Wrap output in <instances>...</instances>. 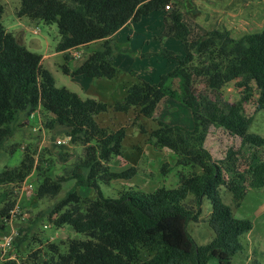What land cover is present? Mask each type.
<instances>
[{"label": "trees", "instance_id": "1", "mask_svg": "<svg viewBox=\"0 0 264 264\" xmlns=\"http://www.w3.org/2000/svg\"><path fill=\"white\" fill-rule=\"evenodd\" d=\"M166 5L172 6L167 13ZM153 11L163 12V36L181 42L183 54L162 49L160 54L175 60V66L156 83L139 80L127 86L124 98L110 105L55 86L53 75L42 66L41 55L28 50L1 23L0 3V147L19 130L21 125H13L17 116L23 113L28 117L38 109L51 119L48 129L57 122L67 130L69 141L83 150L68 176H47L34 165L28 150L18 167L0 173V184L21 185L36 168L40 179L34 191L36 199L52 200L63 182H74L65 196L50 206L47 217L56 228L68 225L84 238L60 242L66 245L64 252L59 244H47L48 258L43 264H207L210 258L218 264H232V257L242 249L241 236L251 229L248 219L235 217L221 202L219 191L224 187L238 206L247 189L264 186L263 158L249 164L246 180L240 179L245 148L258 151L264 146V137L248 132L252 117L243 113L247 96L240 92L239 99L228 105L222 89L247 74L258 90L255 110H264V28L239 38L224 28L191 38L183 12L173 0H19L16 16L56 24L55 50L64 55L61 69L65 75L111 80L117 74L113 35ZM96 41H101L99 47L71 69L68 52ZM174 80H178L177 88H173ZM167 97L178 98L189 108L193 128L158 122L150 132L140 126V133L147 134L146 140L155 146L174 152L176 164L190 171L179 175L175 188L103 196L100 184L129 179L136 168L110 170L111 160L121 154L126 129L102 127L97 116L108 110L134 111V120L138 115L153 119L159 103ZM213 128L238 140L219 160L204 146ZM80 187L89 188L96 196L83 198L77 190ZM205 197L211 204L207 222L214 236L199 246L187 226L198 220ZM13 206V202L6 203L0 218L8 219ZM143 250L151 254L141 259ZM1 264L21 263L7 259Z\"/></svg>", "mask_w": 264, "mask_h": 264}, {"label": "rangeland", "instance_id": "2", "mask_svg": "<svg viewBox=\"0 0 264 264\" xmlns=\"http://www.w3.org/2000/svg\"><path fill=\"white\" fill-rule=\"evenodd\" d=\"M173 1L178 3L183 12V20L190 28L191 38L212 29L223 28L227 29L233 38H239L245 34L260 32L264 28V0ZM0 3L3 6L1 23L6 30L12 32L28 50L41 55L42 66L53 75L55 86L76 92L81 98H95L112 105L124 98L127 86L139 80L156 83L160 75L175 66V60L167 59L160 54L162 49L183 54L181 42L163 36V12L153 11L136 22L123 25L113 35L117 44L113 58V65L117 71L115 78L108 80L65 75L61 69L65 62L64 55L55 50L58 41L56 24L32 22L26 17L18 18L16 10L19 7V0H0ZM171 9L172 6L164 12L167 13ZM100 43L101 41L91 42L69 51V67L75 68L92 50L98 48ZM124 48L126 50H123ZM177 86L178 81L174 80L173 88ZM233 87L231 83L223 86L226 100L238 96ZM246 90L247 96L256 92L252 86ZM251 100L247 105L250 111ZM136 114L134 111L123 114L108 110L96 118L102 127L114 130L124 126L126 129L122 157L111 161L110 170L118 172L131 166L136 168V173L129 179L113 180L108 185L100 184L99 189L103 196L115 198L120 192L134 195L137 192L150 193L162 187L175 188L179 175L190 171L189 167L183 168L176 164L174 152L155 146L146 140L147 134L140 133V126L150 132L158 122L191 130L193 119L189 108L178 98L167 97L159 103L153 116L154 120L143 118L141 115L134 120ZM50 122L51 119L38 109L28 117L23 113L17 116L13 125H21L19 130L0 147V173L5 169L12 170L18 167L23 152L28 150L33 157L34 165H39L43 172L46 171L47 176L70 174L73 163L83 153L82 147L72 144L67 137V130L57 122H53L52 127L48 129ZM38 123L45 129L42 130ZM248 132L264 137V110L257 111L251 119ZM210 133V141L207 144L214 156L219 150V139L221 143L223 142L220 146L221 155L216 156H220L219 159L224 156L227 147L238 145L236 138L223 136L218 130H212ZM57 139L64 140V144H58ZM216 145L217 150H214ZM243 153L240 179L246 180L249 164L256 163L264 157V146L258 151L246 147ZM165 164L168 167L164 168ZM39 180L38 172L33 168L21 185L16 182L0 184V210L6 203H14L9 211V218H0V264L7 259H15L21 264H43L48 258L47 244H59L60 251L64 252L66 245L65 243L61 245L60 242L84 238L68 225L56 228L47 217L50 206L73 187V180L63 182L60 192L52 200L34 197ZM77 190L83 198L96 196L92 190L89 194L86 193V188ZM219 194L221 202L231 208L235 217L248 219L251 223V229L240 238L242 249L232 257V264H264V188L247 189L238 206L233 204L231 193L224 187L220 188ZM210 211L211 204L205 197L202 199L198 220L189 222L187 226L189 234L199 246L207 244L214 236L207 222ZM7 236H11V243L9 246H2ZM150 254L151 252L143 250L140 258L148 257ZM207 264H218V261L210 258Z\"/></svg>", "mask_w": 264, "mask_h": 264}, {"label": "crops", "instance_id": "3", "mask_svg": "<svg viewBox=\"0 0 264 264\" xmlns=\"http://www.w3.org/2000/svg\"><path fill=\"white\" fill-rule=\"evenodd\" d=\"M74 50V49H73ZM71 52V51H70ZM80 64V63H79ZM78 64V65H79ZM178 81V80H177ZM231 84H233V88H234V91H236L237 92V97H231L229 100H226L227 101V103H228V105H231L232 103H234L235 101H237L238 99H239V94H240V92H243L245 95H246V93H247V90L246 89H248V87L249 86H252V88H254L255 90H256V92L253 94V95H246L247 96V99H246V101L243 103V113H244V116L245 117H254L255 115H256V113H257V111L255 110L256 109V104H257V98H258V90H257V88H256V86H255V84H254V82H253V80H252V78L249 76V75H247V74H243V75H240L235 81H233V82H230ZM236 83H239L240 84V86L238 87V86H236ZM236 86V87H235ZM230 87V86H229ZM230 88H232V87H230ZM223 90V89H222ZM233 90V89H232ZM224 91V90H223ZM251 96H253V97H251ZM255 96V97H254ZM250 99H252L251 100V106H252V110L250 111V110H248L247 109V105H248V101L250 102ZM39 124V126L41 127L42 125H41V123H38ZM41 129L42 130H44L45 128H43V127H41ZM212 130H218V131H220L221 133H222V135L223 136H226L220 129H211L210 131H212ZM210 135H211V133L209 132V134H208V136H207V138L205 139V142H204V146L210 151V153H211V155H212V157H213V159H215V160H217V159H219L220 158V156L219 157H216V156H218V154L219 155H221V148H220V146L223 144V142L221 143V141H220V139H219V150H217L216 149V147L218 146V145H216L215 147H214V150H217L216 152H217V155L216 156H214V154H213V152H212V149L208 146V142L210 141V139H209V137H210ZM213 142H214V140H213ZM216 143H217V141H216ZM118 157H122L121 156V154L119 155V156H117V157H115V158H118ZM115 158H113L111 161H113ZM263 159H264V157H263ZM111 163V162H110ZM110 163H109V165H110ZM80 188H86V193H88L89 194V192H90V189L89 188H87V187H80ZM262 188V187H261ZM263 188H264V186H263ZM80 194V193H79ZM81 195V194H80Z\"/></svg>", "mask_w": 264, "mask_h": 264}, {"label": "built area", "instance_id": "4", "mask_svg": "<svg viewBox=\"0 0 264 264\" xmlns=\"http://www.w3.org/2000/svg\"><path fill=\"white\" fill-rule=\"evenodd\" d=\"M164 8H165V10H169V9H170L169 6H167V5H166ZM56 142H57L58 144H64V140L57 139ZM11 240H12L11 236H7V237L4 239V242L2 243V246H9L10 243H11Z\"/></svg>", "mask_w": 264, "mask_h": 264}]
</instances>
